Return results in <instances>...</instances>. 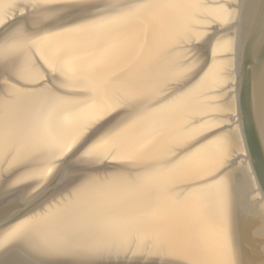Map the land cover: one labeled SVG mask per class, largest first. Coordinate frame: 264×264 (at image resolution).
<instances>
[{
  "label": "water",
  "instance_id": "obj_1",
  "mask_svg": "<svg viewBox=\"0 0 264 264\" xmlns=\"http://www.w3.org/2000/svg\"><path fill=\"white\" fill-rule=\"evenodd\" d=\"M0 264H264V0H0Z\"/></svg>",
  "mask_w": 264,
  "mask_h": 264
}]
</instances>
